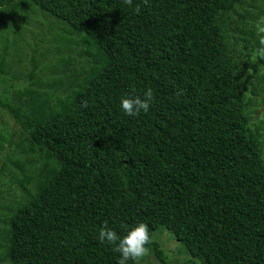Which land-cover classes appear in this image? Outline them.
<instances>
[{"label": "trees", "instance_id": "16d2710c", "mask_svg": "<svg viewBox=\"0 0 264 264\" xmlns=\"http://www.w3.org/2000/svg\"><path fill=\"white\" fill-rule=\"evenodd\" d=\"M253 50L264 63V0H0V111L18 127H0V180L22 191L10 205L0 189V264H118L100 228L140 221L159 264L158 226L185 264H264ZM147 88L149 111L125 115L120 96Z\"/></svg>", "mask_w": 264, "mask_h": 264}, {"label": "rangeland", "instance_id": "374dc122", "mask_svg": "<svg viewBox=\"0 0 264 264\" xmlns=\"http://www.w3.org/2000/svg\"><path fill=\"white\" fill-rule=\"evenodd\" d=\"M31 27H33V30L31 32L27 31L26 36H25L26 40H30V41H32V39H34L37 36L36 33H39L40 22L32 23ZM24 41L25 40H22L21 42H24ZM25 51L26 50L23 49L22 54ZM256 53H257V50H253L250 53L253 60L250 62V64H248L247 69L245 67H242V70H241L242 77H244L246 73H253V71L255 70L253 66L254 63H258L259 64L258 68H259L260 73H264V63H262L261 61H258V57L256 56ZM15 59H16L15 57H9L10 70L12 72L19 71L20 69L24 67L25 64L27 65L28 61H25L24 60L25 58L21 59L20 62H18L19 59L17 60ZM250 87H251V84H247V88L245 89V92L247 93L248 96L249 95L253 96L250 93ZM263 94L264 92L260 93L259 96H255L258 102L261 101L260 95H263ZM260 109L263 110L262 107ZM252 122L255 124H259L262 122L261 125L263 127L261 130V133L264 135V114L263 113L260 114V112L253 114ZM255 124H252V125H255ZM14 126H15L14 121L10 119V117L6 113L0 111V127L3 128V133H7L10 130V128H14L17 131L18 127L16 126L14 127ZM261 141H262V144L264 145V136L261 138ZM4 144H5L4 148L6 149L8 145L7 143H4ZM10 149L12 151L11 158H16L19 156L21 158L28 159V161L26 162V165H28L32 170L35 171L40 166L39 158L36 155H32V154L29 155L27 153H23L12 147ZM30 157H34V158H30ZM11 158L7 159V163H8L7 167H12V170L14 171L16 167H14L13 163L10 161ZM9 173L6 172L1 177L0 189L2 190L3 204L7 203L11 205V204H14L16 200L22 197V191L19 185L17 186L15 182H13L12 184L10 183L11 175H9ZM152 237L160 243L161 247L166 252V257H167L169 264H185L183 262L189 256L186 253H184V251L182 250V248L185 250L184 246L178 240H176L174 235L168 229H166L163 226H158L157 229H155V231L153 232ZM149 262L150 264H159L158 260L150 252H148L147 255H145L138 264H147Z\"/></svg>", "mask_w": 264, "mask_h": 264}, {"label": "clouds", "instance_id": "9594fccd", "mask_svg": "<svg viewBox=\"0 0 264 264\" xmlns=\"http://www.w3.org/2000/svg\"><path fill=\"white\" fill-rule=\"evenodd\" d=\"M154 92L151 88L144 90L143 94L127 93L120 96L122 112L131 117L147 113L154 101ZM85 106L87 102H83ZM99 240L114 247L119 253L118 264H128L129 260L137 261L148 252L151 234L149 225L143 221L136 223L120 235L113 227L105 223L99 230Z\"/></svg>", "mask_w": 264, "mask_h": 264}]
</instances>
